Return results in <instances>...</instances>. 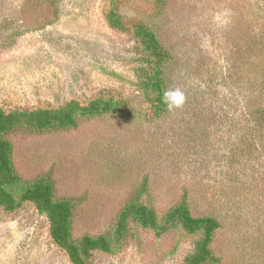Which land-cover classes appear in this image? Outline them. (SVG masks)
Masks as SVG:
<instances>
[{"label": "rangeland", "instance_id": "374dc122", "mask_svg": "<svg viewBox=\"0 0 264 264\" xmlns=\"http://www.w3.org/2000/svg\"><path fill=\"white\" fill-rule=\"evenodd\" d=\"M112 1L58 0L56 11L48 0H0V108L105 97L128 102L132 114L11 133L18 174L28 182L51 171L57 198L78 200L76 240L109 234L146 181L144 200L160 215L187 195L194 215L219 220L218 264H264V138L244 142L233 84L247 42L264 54V0H167L161 16L156 0H116L125 20L149 25L174 56L169 85L186 102L161 119L138 85L136 42L107 24ZM194 243L182 232L158 238L132 227L119 253H94L92 264H182ZM0 264L72 263L46 217L26 204L15 213L0 208Z\"/></svg>", "mask_w": 264, "mask_h": 264}, {"label": "trees", "instance_id": "16d2710c", "mask_svg": "<svg viewBox=\"0 0 264 264\" xmlns=\"http://www.w3.org/2000/svg\"><path fill=\"white\" fill-rule=\"evenodd\" d=\"M48 2L58 10V0ZM155 3L156 13L161 16L167 7V0H156ZM105 19L110 29L132 35L139 55L136 70L139 88L149 102L154 118H164L171 112L163 102V93L171 89L169 71L174 60L172 52L149 25L143 21L125 20L116 0L110 3ZM261 39L263 43L264 38ZM246 45L248 51L244 56L241 54L243 62L241 60L236 66L233 75L238 77L233 84L238 95L242 96L241 111L245 122L241 128L246 131L244 142L249 147L254 141L264 138V54L260 53L262 50L255 52V45L249 42ZM262 46L264 49V43ZM130 111L128 102L105 97H96L86 104L73 99L58 108L11 112L0 108V208L15 213L26 204H31L46 217L53 243L67 254L72 264H92L93 255L97 252L107 255L119 253L132 227L152 231L158 238L172 232L195 237L193 249L182 264L220 263L221 259L214 253L212 244L221 224L215 217L194 215L187 195L160 215L144 200L148 192L145 181L120 209L109 234L85 235L76 240L73 229L78 200L57 198L51 171L28 182H24L18 174L13 159L14 146L8 139L11 133L17 130L31 134L68 131L77 128L81 120L119 114L131 117Z\"/></svg>", "mask_w": 264, "mask_h": 264}, {"label": "clouds", "instance_id": "9594fccd", "mask_svg": "<svg viewBox=\"0 0 264 264\" xmlns=\"http://www.w3.org/2000/svg\"><path fill=\"white\" fill-rule=\"evenodd\" d=\"M163 102L169 111L180 108L186 102L185 93L180 88L166 89L163 93Z\"/></svg>", "mask_w": 264, "mask_h": 264}]
</instances>
